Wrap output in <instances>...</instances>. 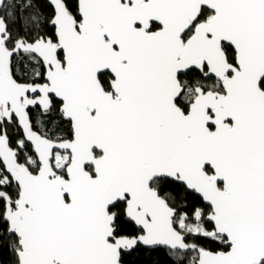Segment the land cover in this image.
<instances>
[{
    "label": "snow or ice",
    "instance_id": "obj_1",
    "mask_svg": "<svg viewBox=\"0 0 264 264\" xmlns=\"http://www.w3.org/2000/svg\"><path fill=\"white\" fill-rule=\"evenodd\" d=\"M0 264H264V0H0Z\"/></svg>",
    "mask_w": 264,
    "mask_h": 264
}]
</instances>
